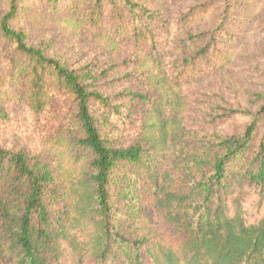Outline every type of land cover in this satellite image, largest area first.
I'll use <instances>...</instances> for the list:
<instances>
[{"label": "trees", "instance_id": "obj_1", "mask_svg": "<svg viewBox=\"0 0 264 264\" xmlns=\"http://www.w3.org/2000/svg\"><path fill=\"white\" fill-rule=\"evenodd\" d=\"M24 1L9 0L0 33L24 58L29 108L35 116L58 120L56 132L45 138L57 157L42 162L0 146V264H264L263 122L228 110L227 119L250 116L241 132L228 136L199 135L186 123L188 71L208 46L182 60L173 74L151 44L153 67L142 75L157 96L127 94L143 110L138 139L118 147L104 138L93 112V106L104 112L110 106L108 98L89 90V73L46 57L11 27ZM107 1L117 8L115 0ZM122 1L135 19L148 15L131 0ZM101 5L94 0L89 15H100ZM135 33L143 42L152 40L140 23ZM114 193L126 204L122 216L130 219L124 231L115 224ZM146 198L178 233L177 245L137 234L148 217Z\"/></svg>", "mask_w": 264, "mask_h": 264}, {"label": "rangeland", "instance_id": "obj_2", "mask_svg": "<svg viewBox=\"0 0 264 264\" xmlns=\"http://www.w3.org/2000/svg\"><path fill=\"white\" fill-rule=\"evenodd\" d=\"M131 1L145 8L148 15L141 13L135 19L122 0H115L116 9L102 0L100 15L96 16L89 15L94 0H25L10 25L26 36L27 45L42 50L46 57L59 60L78 74L89 73L85 81L89 90L108 98L106 112L98 106H93V112L104 138L114 146H128L138 139L143 106L127 94L157 96L142 75L146 68L153 67L152 43L159 50L161 66L173 74L180 71L182 60L208 46L206 55L188 71L184 87L186 123L191 130L220 136L241 132L250 116L227 119L228 110L258 115L264 124V0ZM8 11L9 0H0V20ZM150 14L155 16L149 19ZM139 23L151 32V41L137 39L135 28ZM195 36L201 39L195 41ZM138 42L141 47L137 49ZM21 60L24 58L15 46L0 33V146L50 162L57 154L49 151L50 143L45 138L56 132L58 120L46 113L35 116L29 108L23 96L26 70ZM124 170L128 173L131 169ZM137 189L141 207L145 189ZM113 195L119 211L115 224L124 231L130 222L122 216L126 204ZM148 202L146 198L142 206L151 222L143 219L139 237L177 245L178 233Z\"/></svg>", "mask_w": 264, "mask_h": 264}]
</instances>
